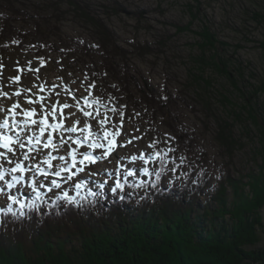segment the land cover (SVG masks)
<instances>
[{
  "label": "rangeland",
  "instance_id": "1",
  "mask_svg": "<svg viewBox=\"0 0 264 264\" xmlns=\"http://www.w3.org/2000/svg\"><path fill=\"white\" fill-rule=\"evenodd\" d=\"M9 1L0 0V26L4 20H10L12 27L11 34L4 39L9 41L8 48L0 53V107L20 115L35 109L33 119L37 120L43 107V112L49 114L45 117L49 124L62 121L63 125L54 131L49 129L55 147L44 148L43 139L28 160H24L23 154L29 150L27 137L33 135L35 125L31 126L32 131H21L16 125L26 147L15 148V155L9 153L7 160L0 158V167L6 171L0 185V206L12 201L10 196L23 203L28 194L67 190L75 195L86 184L97 191L116 186L123 176L147 179L158 168L159 161L166 166L161 175L163 185L176 182L177 188L183 184L186 173L191 177L205 175V192L226 171L247 175L258 172L264 165L258 127L251 120L234 122L233 131L240 144L228 156L214 135L217 129L214 118L200 101L202 97L209 99L221 117H229L230 111L229 106L222 104L221 95L239 106L246 105L243 98L257 101L258 110L263 104L264 94L256 92L254 85L264 77V0H85L113 32L118 46L132 51L135 44L146 43L162 49L143 57L137 53L126 58L112 56V68L130 74V81H124L130 95L122 94L120 80L106 70L105 55L98 47L93 27L72 12L66 13V1ZM113 3H119L121 10L105 13L103 5ZM58 14L62 16L59 19ZM35 22L42 23L45 34L36 31ZM187 24L188 30H177L176 25ZM204 25L228 43L227 65L241 80L239 90L214 68L207 66L201 71L196 67L193 58L200 53L197 45L200 37L196 32ZM160 41L165 45L160 46ZM42 42L46 47L39 52L34 44L42 46ZM241 71L243 79L239 76ZM201 72L205 79H191L195 75L198 79ZM210 79L211 85L205 82ZM138 90L153 94L163 110L147 102ZM13 105L19 107L14 109ZM72 127L76 130L68 131ZM110 143L115 146L105 155ZM95 144L105 147H93ZM49 152L55 157L52 167L43 163ZM86 154L94 161L88 162ZM16 163H21L26 171L9 172ZM35 165L48 175L37 172ZM56 171H60V176L55 175ZM13 176L22 179L11 191H6L4 187L12 182ZM53 180L59 187L53 185Z\"/></svg>",
  "mask_w": 264,
  "mask_h": 264
},
{
  "label": "trees",
  "instance_id": "2",
  "mask_svg": "<svg viewBox=\"0 0 264 264\" xmlns=\"http://www.w3.org/2000/svg\"><path fill=\"white\" fill-rule=\"evenodd\" d=\"M59 1L67 2L66 13L72 12L93 27L98 47L105 55L106 70L120 80L122 94H129L124 81H130V74L127 70H114L112 56L126 58L137 53L143 57L162 49L146 43L135 44L132 51L124 49L116 44L113 32L85 0ZM188 7L195 17L193 5L189 3ZM103 8L105 13H118L121 5L107 4ZM3 22L0 53L8 48L5 38L12 31L10 20ZM41 24L35 22V28L43 35ZM176 27L188 30L190 24ZM196 34L200 37V53L193 58L196 67L201 71L207 66L214 68L239 90L241 80L227 65L228 43L205 25ZM41 44H34L39 52L46 47ZM159 45L164 46V41ZM81 48L88 53L84 45ZM197 76L198 79L196 75L191 79H205L202 72ZM239 76L243 79L244 72ZM251 76L256 77L253 73ZM205 82L212 84L211 79ZM254 86L256 92L264 94V77ZM138 91L147 102L163 110L153 94ZM221 97L224 107L230 108L229 117L216 114L209 99L202 97L200 101L216 122L214 135L222 151L233 155L240 144L233 131L234 122L246 120L260 130L264 150V102L258 110L257 101L243 98L246 105L239 106L226 95ZM164 172L166 166L159 161L147 179H123L115 191H94L88 186L73 198L57 192L29 196L23 205L4 203L0 206V264H264V165L247 175L226 171L208 192L205 175L191 177L186 173L183 184L175 188L176 182L163 185Z\"/></svg>",
  "mask_w": 264,
  "mask_h": 264
},
{
  "label": "snow or ice",
  "instance_id": "3",
  "mask_svg": "<svg viewBox=\"0 0 264 264\" xmlns=\"http://www.w3.org/2000/svg\"><path fill=\"white\" fill-rule=\"evenodd\" d=\"M17 80H19V77H17ZM29 103H33V101L29 100ZM18 105H13V108L16 109L18 108ZM55 105L52 106L53 109H55ZM63 107H67V105H63ZM11 111V110H10ZM36 113L35 109H29V110H25L23 112V116L24 119L23 121H21V123L24 125V127L21 129V131H32L31 126L35 125V131L33 132V135L31 137H27L28 140V145L29 150L27 152H25L23 154L24 160H28L30 158V153L32 151L37 150L36 146L40 144L41 142V137L45 135V133L47 132V142L43 144L44 148H49V147H55L52 144V131H49V129L57 130L60 125L59 124H49L47 122V119H45V117L47 115H49L48 113H44L43 112V107H41V115H40V119H33L34 114ZM13 115V120L11 123H9V120L7 118H5L3 120L2 123H0V129H3V132H0V149H3V151H0V158H3L5 160L8 159V154H12L15 155V148H20V149H24L26 147L25 143L20 139L19 133H16L15 137L12 136H8L7 133L8 132H13L15 131V126H16V120H15V116L20 115L19 112H12ZM85 116H88L89 113L87 111L84 112ZM75 127H72L70 129H68V131H75ZM38 133V134H36ZM107 136V133H106ZM93 147H105L104 145H99V144H95L92 145ZM115 145H112L110 143V145L108 146L105 155L108 154L109 151L113 150ZM69 155H72V153H69ZM55 157H53L51 155V152L48 153L47 157L44 159L43 163L48 165V167H52V163L51 161L54 160ZM60 159H64V157H60ZM85 159L88 160V162H93L94 158H92L90 155H85ZM9 163H12V161H8ZM84 161H81L80 163H83ZM73 163L75 165V157L73 156ZM36 167V171L39 172L40 174L47 176L48 173L39 167V165H35ZM9 172L12 173H16V172H20L23 173L24 171H26V169L22 166L21 163H16L14 167L8 169ZM61 171H66V169H62ZM147 171V170H145ZM60 171H56L55 175L56 176H60ZM4 176H5V171L3 170L2 167H0V180H4ZM69 179H71V176L68 177ZM22 179V176H13L12 178V182H8V187L12 188L14 187L15 183H18L20 180ZM53 185H55L56 187H59L58 184H56V181L53 180L52 181ZM77 187H80V185L78 184ZM121 187L119 184L116 185V188ZM113 191H115V189H113ZM10 200H12L13 202H15V197H9ZM29 207H32V205H29Z\"/></svg>",
  "mask_w": 264,
  "mask_h": 264
},
{
  "label": "bare ground",
  "instance_id": "4",
  "mask_svg": "<svg viewBox=\"0 0 264 264\" xmlns=\"http://www.w3.org/2000/svg\"><path fill=\"white\" fill-rule=\"evenodd\" d=\"M2 111H4V115H3V113H2ZM12 112H16V111H14V110H9L8 112L6 111V110H3V108H2V106L0 107V118H5V117H7L8 115H7V113H12ZM12 118V117H11ZM11 118H9L8 120H10ZM16 120V124H20V121H23V115H17V118L15 119ZM3 122V120L2 121H0V123H2ZM18 122V123H17ZM20 127H24V125L23 124H20ZM4 130L3 129H0V132H3ZM16 133V131H13V132H8L7 133V135H10L11 134V136L13 137V135L12 134H15ZM38 134V133H37ZM16 136V135H15ZM45 143V142H44ZM27 201V200H26Z\"/></svg>",
  "mask_w": 264,
  "mask_h": 264
}]
</instances>
